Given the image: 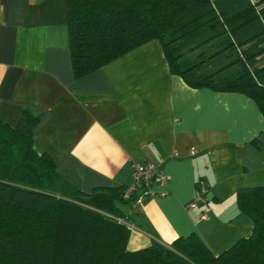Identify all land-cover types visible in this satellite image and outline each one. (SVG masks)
<instances>
[{
	"label": "crops",
	"instance_id": "obj_1",
	"mask_svg": "<svg viewBox=\"0 0 264 264\" xmlns=\"http://www.w3.org/2000/svg\"><path fill=\"white\" fill-rule=\"evenodd\" d=\"M26 109L42 114L36 149L86 193L128 187L134 164L157 165L156 194L121 205L129 250L196 233L219 254L251 235L236 192L264 184V149L252 145L264 147V116L244 93L188 85L160 40L76 78L67 0H0V119L14 126ZM197 182L208 203L191 207Z\"/></svg>",
	"mask_w": 264,
	"mask_h": 264
},
{
	"label": "trees",
	"instance_id": "obj_2",
	"mask_svg": "<svg viewBox=\"0 0 264 264\" xmlns=\"http://www.w3.org/2000/svg\"><path fill=\"white\" fill-rule=\"evenodd\" d=\"M67 28L76 78L158 39L188 85L244 93L264 116V0H67ZM41 119H0V264H264V184L237 190L253 231L219 254L196 233L129 250L127 187L82 191L36 149Z\"/></svg>",
	"mask_w": 264,
	"mask_h": 264
},
{
	"label": "built area",
	"instance_id": "obj_3",
	"mask_svg": "<svg viewBox=\"0 0 264 264\" xmlns=\"http://www.w3.org/2000/svg\"><path fill=\"white\" fill-rule=\"evenodd\" d=\"M197 150L191 149L192 153ZM157 182V165L153 162L134 164L133 182L129 185L124 193L125 198H133L132 205L137 206L143 202V200L151 195L156 194L155 186ZM197 188L196 197L189 203L191 207L204 206L208 203V190L207 188L199 184ZM203 218H206L205 213L202 214Z\"/></svg>",
	"mask_w": 264,
	"mask_h": 264
},
{
	"label": "rangeland",
	"instance_id": "obj_4",
	"mask_svg": "<svg viewBox=\"0 0 264 264\" xmlns=\"http://www.w3.org/2000/svg\"><path fill=\"white\" fill-rule=\"evenodd\" d=\"M122 206H123L124 209H126L127 206H129V205H127V204H123Z\"/></svg>",
	"mask_w": 264,
	"mask_h": 264
}]
</instances>
